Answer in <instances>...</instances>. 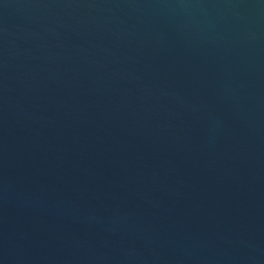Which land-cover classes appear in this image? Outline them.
<instances>
[{"label":"water","instance_id":"obj_1","mask_svg":"<svg viewBox=\"0 0 264 264\" xmlns=\"http://www.w3.org/2000/svg\"><path fill=\"white\" fill-rule=\"evenodd\" d=\"M0 264H264V0H0Z\"/></svg>","mask_w":264,"mask_h":264}]
</instances>
